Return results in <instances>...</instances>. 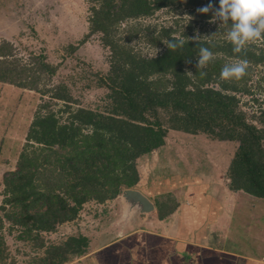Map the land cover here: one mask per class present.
<instances>
[{"label":"trees","instance_id":"16d2710c","mask_svg":"<svg viewBox=\"0 0 264 264\" xmlns=\"http://www.w3.org/2000/svg\"><path fill=\"white\" fill-rule=\"evenodd\" d=\"M208 2L88 0L85 38L99 33L110 53L106 82L109 110L67 107L65 121L53 111L43 112L42 106L35 110L15 170L4 179L3 203L10 206L8 210L0 206L4 211L0 213V231L6 217L23 238L30 237L37 241V247H44L42 233L74 220L85 203H104L123 189L134 188L140 178L137 160L163 146L169 129L236 141L238 146L227 169L229 188L264 198V108L259 112L262 126L258 127L246 120L238 97L253 93L249 82L258 67L262 75L257 89L264 97V31L259 32L260 44L254 33L247 37L244 47L234 50L227 35L231 19L213 21L219 3L213 0L212 8L201 12ZM182 3L195 9L199 19L195 24L208 21L205 23L211 28L205 36H178L170 28H161L150 40L153 46L162 45L159 53L143 57L133 51L130 42L138 36V29L143 30L137 20ZM132 20L135 24L130 28L135 31L129 32L126 25L121 28ZM169 39L183 40L184 44L169 49ZM201 45L212 51V57L199 67ZM236 56H247V67L221 77L222 67ZM54 72L43 55L26 61L11 42L0 41L1 83L40 92L41 77ZM54 96L63 101L68 98L58 92ZM163 112L166 118L162 119ZM30 143L34 147L27 152ZM38 203L43 209L32 213V205ZM157 208L162 217L164 209ZM3 244L0 234V247ZM87 245L86 237L71 236L59 246L45 248L42 264H64L72 255L85 254ZM2 259L0 249V262Z\"/></svg>","mask_w":264,"mask_h":264},{"label":"rangeland","instance_id":"374dc122","mask_svg":"<svg viewBox=\"0 0 264 264\" xmlns=\"http://www.w3.org/2000/svg\"><path fill=\"white\" fill-rule=\"evenodd\" d=\"M194 14L195 9L183 3L159 9L153 15L137 20L141 23L143 30L138 29V36L130 42L129 46L143 57L156 55L162 50V45L153 46L150 40L154 39L161 28H170L178 36L181 34L194 38L205 36L211 26L205 23L208 22L205 20L195 24L194 21L198 18ZM213 16V21L217 20L215 12ZM88 17V0H0V41L11 42L18 56L23 60L27 61L31 59V56L43 55L46 62L55 68L52 75L41 77L38 86V90L41 89L40 92L0 82V206H4L7 210L10 205L3 203L4 179L15 170L18 156L26 143V132L35 110L42 106L43 112L53 111L61 121L67 120L69 116L67 107H71L72 110L79 107L98 111L109 110L111 101L107 94L110 90L106 82L110 69V53L108 47L102 44L99 33L85 38L89 27ZM131 24H135V20L125 22L121 28L126 25L128 31L133 32L135 30H131ZM189 25H191L190 28ZM255 34H257L256 42L260 44L262 40L259 32ZM261 75V68L253 69L252 79L249 82L253 93L238 94L239 109L244 112L248 122L258 127L262 126L258 122L259 112L264 108V97L257 89ZM57 92L60 95L66 94L68 98L65 101L55 98L54 94ZM161 115L162 119L166 118L164 112ZM185 134L189 137L201 136L206 139L207 142L198 143L197 148L204 151L206 155L210 154L224 166L227 162L225 155H229L231 161L238 146L236 141H220L206 133ZM166 137L170 145H174L179 140L174 135ZM30 144L27 146V152L34 147L32 143ZM138 162L140 171V168L144 169L143 161ZM161 165L165 167L164 162ZM43 172L48 174L47 170ZM141 172L139 175L142 174ZM169 175L172 178V174ZM237 192L232 196L238 200V209L241 210L246 206L244 210L246 211L247 208L250 210V213L247 212L246 222L250 221L248 228H251L252 232L255 231V234L249 232L248 236L260 242L264 241V198L242 193L241 190ZM229 200L231 201V197ZM42 209L40 203L33 204L31 212ZM245 211H239V215H244ZM0 213L3 214L4 211ZM137 216L139 215L133 213L127 215L119 195L104 203L87 202L74 220L59 224L53 232L42 233L44 243L42 248L37 247L35 245L37 241L31 240L30 237L23 238L19 228L13 226L4 217L3 228L0 231L4 239V244L0 247L3 253L0 264H42L45 248L59 246L71 236L86 237L88 243L86 254L72 255L64 264H95L90 257H87L89 256L87 252L116 237L124 230L125 219L128 220L129 227L134 226L133 221ZM257 223L260 224V234L263 236H256L258 239L255 237L259 228ZM243 246L245 243L239 244L238 249H243ZM96 258L100 259V257Z\"/></svg>","mask_w":264,"mask_h":264},{"label":"crops","instance_id":"0c3cea01","mask_svg":"<svg viewBox=\"0 0 264 264\" xmlns=\"http://www.w3.org/2000/svg\"><path fill=\"white\" fill-rule=\"evenodd\" d=\"M167 135L179 138L175 146L165 137L163 146L137 160L144 169L134 188L153 202L154 210L137 216L132 227L125 219L124 230L86 256L95 264H264V241L248 236L250 210L240 204L246 214L239 215L238 200L232 196L238 192L229 188L231 157L225 155L227 162L220 165L197 148L207 142L201 136L172 129ZM157 206L164 209L162 217ZM259 228L255 237H263ZM241 243L245 246L238 249Z\"/></svg>","mask_w":264,"mask_h":264},{"label":"clouds","instance_id":"9594fccd","mask_svg":"<svg viewBox=\"0 0 264 264\" xmlns=\"http://www.w3.org/2000/svg\"><path fill=\"white\" fill-rule=\"evenodd\" d=\"M219 7L215 9L216 17L224 21H232L231 30L227 33L234 50L245 46L250 34L264 31V0H218ZM213 6V0L200 8L208 12ZM167 47L176 48L184 44L183 40L169 39ZM212 57V51L201 45L198 66L204 65ZM247 67V56H236L221 69V77L227 78L233 73H240Z\"/></svg>","mask_w":264,"mask_h":264},{"label":"water","instance_id":"95a60500","mask_svg":"<svg viewBox=\"0 0 264 264\" xmlns=\"http://www.w3.org/2000/svg\"><path fill=\"white\" fill-rule=\"evenodd\" d=\"M119 197L124 211L128 214H148L154 210L153 202L136 188L123 189Z\"/></svg>","mask_w":264,"mask_h":264}]
</instances>
